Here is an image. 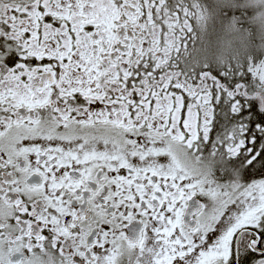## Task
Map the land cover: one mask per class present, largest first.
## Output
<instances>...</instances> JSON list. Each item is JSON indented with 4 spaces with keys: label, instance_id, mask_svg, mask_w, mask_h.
Here are the masks:
<instances>
[{
    "label": "snow or ice",
    "instance_id": "1",
    "mask_svg": "<svg viewBox=\"0 0 264 264\" xmlns=\"http://www.w3.org/2000/svg\"><path fill=\"white\" fill-rule=\"evenodd\" d=\"M0 264H264V0H0Z\"/></svg>",
    "mask_w": 264,
    "mask_h": 264
}]
</instances>
